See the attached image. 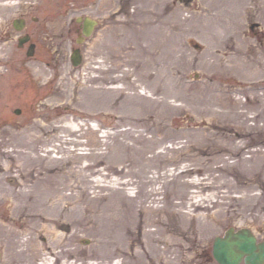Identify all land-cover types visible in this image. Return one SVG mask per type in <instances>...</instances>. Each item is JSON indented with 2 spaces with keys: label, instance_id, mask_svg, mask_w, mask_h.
Wrapping results in <instances>:
<instances>
[{
  "label": "rangeland",
  "instance_id": "rangeland-1",
  "mask_svg": "<svg viewBox=\"0 0 264 264\" xmlns=\"http://www.w3.org/2000/svg\"><path fill=\"white\" fill-rule=\"evenodd\" d=\"M64 1L100 18L88 41L104 52L30 63L27 121L26 72L0 49V264H219L230 227L263 238L264 0ZM148 22L170 33L154 54ZM51 167L70 172L45 195L55 223L29 201Z\"/></svg>",
  "mask_w": 264,
  "mask_h": 264
},
{
  "label": "flooded vegetation",
  "instance_id": "flooded-vegetation-1",
  "mask_svg": "<svg viewBox=\"0 0 264 264\" xmlns=\"http://www.w3.org/2000/svg\"><path fill=\"white\" fill-rule=\"evenodd\" d=\"M3 4L6 6H0V49L9 53L10 58L4 61L6 67L19 74L26 72L13 84L26 88L28 102L20 109L27 113L26 120L29 121V64L45 62L60 71L65 66L66 56H71L73 50L78 51L82 63L89 52H104L103 46L88 41L102 23L99 17L90 16L94 28L92 35L86 37L84 20L88 16H68L72 14L70 9L78 8H70L64 0L0 1V5ZM16 4L23 6L15 10L13 5ZM98 61L102 60L97 58ZM8 113L4 110L0 114L4 121L11 120Z\"/></svg>",
  "mask_w": 264,
  "mask_h": 264
},
{
  "label": "bare ground",
  "instance_id": "bare-ground-1",
  "mask_svg": "<svg viewBox=\"0 0 264 264\" xmlns=\"http://www.w3.org/2000/svg\"><path fill=\"white\" fill-rule=\"evenodd\" d=\"M215 4H216L215 0H212L210 3V9L211 10L213 9L212 8L213 5H215ZM210 17H211V19L224 20L225 22H229V20H225L219 14H216V13H212L210 15ZM185 20H187V18H185ZM150 25L151 24H149V22H148L147 27H144V26L139 27L138 30H140L143 33V36H142L143 40L149 41V43L147 44L146 47H145V45H143L144 47H142V49L143 50L150 49L151 52L154 54L157 52V50H159L160 44H164V43H166V45L170 44V33H168L167 36L163 37V35H160V33H159L160 29L162 28L161 25H154V26H152L151 29L148 28ZM230 27H231V24L227 23L226 24L227 30ZM155 30H156V32H155ZM125 54H128V58L125 60V62L127 61V63H132L134 60L133 59V51L132 50H129V51L125 50ZM149 55H150V53L147 54V56H149ZM155 56L153 58V61L155 60ZM145 62L146 63H144V64L147 67H150L152 65V63H149L150 62L149 58L148 59L146 58ZM132 74H133L132 70L129 69V71L127 72L126 75L129 76ZM52 168L53 167H51L49 169L48 173L45 176L37 179V181L33 185V190H29V201L32 202L34 207H38V208H41L43 210V212H41V214L35 213L34 216H36V217L40 216L41 217L40 220L51 221V222L55 223L56 222V216H59V211H57V205L54 202L53 204H51L50 207H47V208L44 207L46 204L45 195H46V193H49L48 191L58 192L60 189H62L64 187L62 180L70 172H61V173L57 174L53 171ZM56 176L61 178L60 182L56 180ZM56 182L59 183V186L56 185ZM74 207L78 208L77 205ZM50 208L53 209L52 213L47 212V210H50ZM74 217H75V215H73L71 217V219H73ZM31 239L32 238H30L29 241H31ZM68 240H69V235H67V234L59 235L58 241L62 244V246L64 245V246L68 247ZM59 257H60V255L57 256V258H59ZM44 262L46 264H48L49 259H45Z\"/></svg>",
  "mask_w": 264,
  "mask_h": 264
},
{
  "label": "water",
  "instance_id": "water-1",
  "mask_svg": "<svg viewBox=\"0 0 264 264\" xmlns=\"http://www.w3.org/2000/svg\"><path fill=\"white\" fill-rule=\"evenodd\" d=\"M87 35H90L92 23L86 20ZM74 63L79 59L75 54ZM213 254L221 264H264V240L258 241L257 236L248 228L235 231L231 228L224 236H217L214 240Z\"/></svg>",
  "mask_w": 264,
  "mask_h": 264
}]
</instances>
